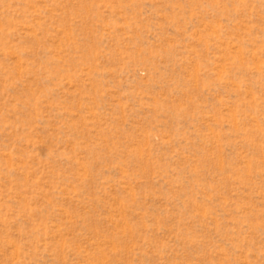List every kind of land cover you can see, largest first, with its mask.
<instances>
[{
    "label": "rangeland",
    "instance_id": "obj_1",
    "mask_svg": "<svg viewBox=\"0 0 264 264\" xmlns=\"http://www.w3.org/2000/svg\"><path fill=\"white\" fill-rule=\"evenodd\" d=\"M0 264H264V0H0Z\"/></svg>",
    "mask_w": 264,
    "mask_h": 264
}]
</instances>
